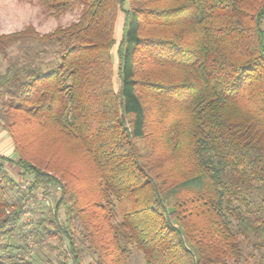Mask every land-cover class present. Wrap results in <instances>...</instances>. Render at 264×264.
I'll list each match as a JSON object with an SVG mask.
<instances>
[{
	"label": "trees",
	"instance_id": "1",
	"mask_svg": "<svg viewBox=\"0 0 264 264\" xmlns=\"http://www.w3.org/2000/svg\"><path fill=\"white\" fill-rule=\"evenodd\" d=\"M40 1L81 12L0 35V264H248L245 244L264 247V0ZM41 186L55 202L24 228Z\"/></svg>",
	"mask_w": 264,
	"mask_h": 264
},
{
	"label": "rangeland",
	"instance_id": "2",
	"mask_svg": "<svg viewBox=\"0 0 264 264\" xmlns=\"http://www.w3.org/2000/svg\"><path fill=\"white\" fill-rule=\"evenodd\" d=\"M81 12V7H77L71 10H66L60 13H53L47 10L40 0H0V35L7 34L24 29L27 26H33L39 33H46L52 31L57 26H65L77 20ZM121 13L116 25L115 38L118 41L121 34ZM17 50L16 46L10 49V53L14 54ZM113 52L116 51V45L113 47ZM6 66V61L0 55V70H3ZM10 165V164H8ZM9 170L14 169L11 166H7ZM20 190L27 193L28 186L30 185V177L24 181L19 179ZM12 193V192H11ZM33 198H27L23 204V213L21 215V222L23 227L29 229L32 223H35L40 217H47V209L49 206H53L56 199V192L53 187L43 186L38 187L33 192ZM58 217L63 221L62 211L58 212ZM31 223V224H30ZM28 244L31 246L32 253H38L43 256V252H47L49 256L55 257L57 251L60 249L57 243L56 237L48 239L46 246L41 247L33 242L29 237ZM244 256H246L248 264L254 262H262L264 264V256L262 253L252 250L251 245L245 244ZM264 254V253H263ZM243 260L238 264H244ZM130 264H144L142 254L138 250H132L130 255Z\"/></svg>",
	"mask_w": 264,
	"mask_h": 264
},
{
	"label": "crops",
	"instance_id": "3",
	"mask_svg": "<svg viewBox=\"0 0 264 264\" xmlns=\"http://www.w3.org/2000/svg\"><path fill=\"white\" fill-rule=\"evenodd\" d=\"M0 155L7 156L9 158H13V147L11 143L10 137L7 135V133L3 130V128L0 125ZM11 173L15 174L16 171L13 170Z\"/></svg>",
	"mask_w": 264,
	"mask_h": 264
}]
</instances>
